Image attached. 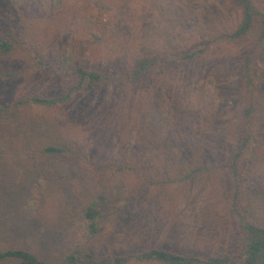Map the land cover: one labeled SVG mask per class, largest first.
<instances>
[{
    "label": "rangeland",
    "instance_id": "obj_1",
    "mask_svg": "<svg viewBox=\"0 0 264 264\" xmlns=\"http://www.w3.org/2000/svg\"><path fill=\"white\" fill-rule=\"evenodd\" d=\"M251 1L264 11V0ZM242 17L238 0H0V26L14 23L66 65L32 69L25 53L0 54V103L8 107L0 121V250L24 248L53 264L77 246L112 254L232 250L224 164L244 131L241 69L257 34L217 38ZM144 57L156 61L153 69L117 79ZM69 64L117 80L54 107L15 104L65 93ZM255 82L260 108L242 169L252 217L264 223V48ZM47 146L64 152L43 153ZM101 195L102 229L92 235L84 211Z\"/></svg>",
    "mask_w": 264,
    "mask_h": 264
},
{
    "label": "trees",
    "instance_id": "obj_2",
    "mask_svg": "<svg viewBox=\"0 0 264 264\" xmlns=\"http://www.w3.org/2000/svg\"><path fill=\"white\" fill-rule=\"evenodd\" d=\"M62 0H52L57 5ZM243 10L240 25L232 32L223 33L217 39L234 40L246 37L253 30L256 38L246 54L241 69V89L245 98L243 109L244 131L240 136V142L232 159L224 164L231 173L232 185L229 192V207L232 219L236 226V241L232 250H215L211 254L203 255L185 253L167 248H150L136 252L112 254L98 252L96 249L75 247L63 259L61 264H130L132 262L159 261L165 264H264V223L254 220L252 217V203L247 197L244 187V175L242 169L243 159L254 139L255 119L260 108L259 88L255 82L256 59L264 48V11L258 8L251 0H238ZM21 52L27 55L26 68L51 69L62 72L66 67L58 64L28 41L26 35L17 32L14 23L0 26V54L8 57L10 54ZM198 51L191 53L192 58ZM156 61L144 57L130 70L119 72V81L133 80L155 67ZM68 78L71 85L65 93L56 96L32 95L26 99L16 100V105L33 103L54 107L67 103L76 93L90 92L105 80H117L107 71L99 68L88 67L81 64L68 65ZM5 75V74H4ZM12 75V74H9ZM6 104L0 103V121L7 112ZM46 154L63 153L60 146H47L42 150ZM201 168L191 170L188 176H192ZM101 199V201H100ZM99 200H92L85 208L84 218L87 221L89 232L97 234L102 229L100 218L107 201L105 195ZM0 264H53L41 258L37 254L24 248H6L0 250Z\"/></svg>",
    "mask_w": 264,
    "mask_h": 264
}]
</instances>
